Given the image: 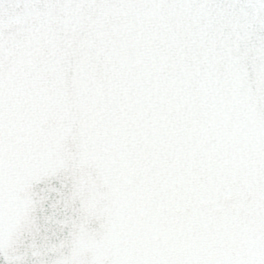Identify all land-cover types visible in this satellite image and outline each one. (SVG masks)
I'll list each match as a JSON object with an SVG mask.
<instances>
[{
	"label": "snow or ice",
	"instance_id": "6c2138e0",
	"mask_svg": "<svg viewBox=\"0 0 264 264\" xmlns=\"http://www.w3.org/2000/svg\"><path fill=\"white\" fill-rule=\"evenodd\" d=\"M0 264H264V0H0Z\"/></svg>",
	"mask_w": 264,
	"mask_h": 264
}]
</instances>
